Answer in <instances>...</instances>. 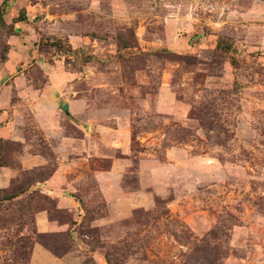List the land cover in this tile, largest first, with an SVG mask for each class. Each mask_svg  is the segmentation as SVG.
<instances>
[{"label":"rangeland","instance_id":"374dc122","mask_svg":"<svg viewBox=\"0 0 264 264\" xmlns=\"http://www.w3.org/2000/svg\"><path fill=\"white\" fill-rule=\"evenodd\" d=\"M0 264H264V0H0Z\"/></svg>","mask_w":264,"mask_h":264},{"label":"water","instance_id":"95a60500","mask_svg":"<svg viewBox=\"0 0 264 264\" xmlns=\"http://www.w3.org/2000/svg\"><path fill=\"white\" fill-rule=\"evenodd\" d=\"M66 108H67V104H63V105H62V109H63V110H66Z\"/></svg>","mask_w":264,"mask_h":264},{"label":"trees","instance_id":"16d2710c","mask_svg":"<svg viewBox=\"0 0 264 264\" xmlns=\"http://www.w3.org/2000/svg\"><path fill=\"white\" fill-rule=\"evenodd\" d=\"M6 1H7V0H3V4H6Z\"/></svg>","mask_w":264,"mask_h":264}]
</instances>
